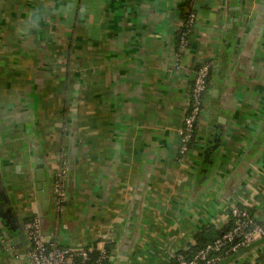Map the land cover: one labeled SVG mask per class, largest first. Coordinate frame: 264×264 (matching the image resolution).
Returning <instances> with one entry per match:
<instances>
[{
    "label": "crops",
    "instance_id": "0c3cea01",
    "mask_svg": "<svg viewBox=\"0 0 264 264\" xmlns=\"http://www.w3.org/2000/svg\"><path fill=\"white\" fill-rule=\"evenodd\" d=\"M183 1L0 0V192L21 224L39 216L50 240L109 244L114 264H165L234 204L264 223V0H200L179 54ZM63 156L70 195L57 222L41 210L37 170L42 159L51 181ZM10 237L0 264H27L25 233ZM261 254L264 240L225 264Z\"/></svg>",
    "mask_w": 264,
    "mask_h": 264
},
{
    "label": "built area",
    "instance_id": "2783aa9c",
    "mask_svg": "<svg viewBox=\"0 0 264 264\" xmlns=\"http://www.w3.org/2000/svg\"><path fill=\"white\" fill-rule=\"evenodd\" d=\"M195 1L193 7L196 8ZM196 20V12L190 15L186 26H193ZM182 31V30H181ZM181 32L178 53L181 54L189 45L188 33ZM179 58H177V65ZM210 63H203L196 68L194 83L192 86V100L188 108V114L185 117L184 126L181 130V150L187 151V142L192 136L194 124L201 119L204 114L203 101L208 93L207 78L210 74ZM70 185L69 162L62 157L60 166L52 176L51 199L55 201L58 222L66 211L68 188ZM234 221V227L223 232L220 237L212 243L196 251L188 247L171 255L175 257L179 264H221L224 261L230 262L233 258H239L245 251L250 249L257 242L264 240V223L258 221L249 210L240 207L237 204L232 205L228 215L227 222ZM24 233L28 243L26 252L27 264H78L91 261V253L99 250L100 257L90 264H102L106 259V248H88L86 245L70 246L63 244L57 239L50 240L46 237L41 220L35 216L32 220L23 223ZM0 238L2 242L9 247V241L3 235V229L0 225ZM185 250V251H184ZM249 264H255V259L247 261Z\"/></svg>",
    "mask_w": 264,
    "mask_h": 264
},
{
    "label": "trees",
    "instance_id": "16d2710c",
    "mask_svg": "<svg viewBox=\"0 0 264 264\" xmlns=\"http://www.w3.org/2000/svg\"><path fill=\"white\" fill-rule=\"evenodd\" d=\"M195 1L198 3L200 0H184L180 4V6H179L178 16L180 17V19L182 21V25H181L179 31L176 34V44H177V48H178V45H179V40H180L181 32H183V31L186 32L190 28L191 31L188 33L189 40H190L191 35L193 34V27H194V25L193 26H186V25L189 22L190 15L192 14V12L195 11L197 13V9L193 7V4H194ZM207 62H209V61H207ZM201 65L202 64H200L199 66H201ZM212 74H213V66L211 67L210 74H209V76L207 78V85L208 86L211 85ZM191 94H192V87H191ZM191 100H192V97H191ZM202 105H203V108H204V106H205V99H204ZM199 121L200 120H198L194 124V128H193V131H192V136H191V138L187 142V148L188 149L185 152L186 154L194 146V144L196 143L197 135H198V124H199ZM0 187H1V181H0ZM1 195L2 194H0V197H2ZM69 195H70V185H69V188H68V199H69ZM3 202H4V199L1 198L0 203H3ZM66 204L68 205V202ZM239 206L242 207V208H244L241 205H239ZM34 217L35 216L28 217L26 219V221L32 220ZM233 227H234V221L227 222L225 225H222L220 227H216L215 225H212V224L207 225V226L203 227L195 235L194 243H191V245H189V248L192 249V250H194V251H196L198 249H201V248L205 247L207 244L212 243L213 241H215V239H217L218 237H220V235L223 232H226V231L230 230ZM86 247H88V248H91V247L92 248H95V245H93V244H86ZM112 251L113 250L111 249V245L108 244L106 246V259H104V261H103L102 264H114V255H113ZM182 252H183V250H182ZM99 257H100L99 250H94L93 253H91V261H89V262H81L80 259H78L76 261H77L78 264H90V263H94ZM165 264H179V263H178V261H177V259L175 257L168 256L166 258V263ZM241 264H249V263L248 262H244V263H241ZM255 264H264V254H261V255H259V256L256 257Z\"/></svg>",
    "mask_w": 264,
    "mask_h": 264
},
{
    "label": "water",
    "instance_id": "95a60500",
    "mask_svg": "<svg viewBox=\"0 0 264 264\" xmlns=\"http://www.w3.org/2000/svg\"><path fill=\"white\" fill-rule=\"evenodd\" d=\"M38 170H37V189H38V202L41 206L42 211H50L51 210V187H50V181L48 180L44 162L42 159L39 160L38 162ZM1 194V192H0ZM1 198L5 197L4 200H6V196L1 195ZM7 201V200H6ZM0 225L3 229V232H7L10 235V229L11 228H17L19 232L23 233L24 228L23 225L17 220L15 217L13 210L8 207L6 204L5 206L0 203ZM7 241L8 238H6ZM0 245L2 246L3 249H7L6 245L2 242L0 238ZM27 252V249L25 250ZM226 261H224L221 264H225Z\"/></svg>",
    "mask_w": 264,
    "mask_h": 264
},
{
    "label": "rangeland",
    "instance_id": "374dc122",
    "mask_svg": "<svg viewBox=\"0 0 264 264\" xmlns=\"http://www.w3.org/2000/svg\"><path fill=\"white\" fill-rule=\"evenodd\" d=\"M207 63H210V65H211V67L213 66V63H212V61H209V62H207ZM51 182H52V179H51V181H50V186H51ZM51 208H52V212H53V214H54V219L56 220V218H57V213H56V204H55V201L52 199L51 200ZM25 222V221H24ZM23 222V223H24ZM23 223H22V225H23ZM6 231V230H5ZM3 232V235L5 236V238H8V240H11V237H10V235H9V233H7V232ZM45 233V232H44ZM27 241V240H26ZM9 243H10V241H9ZM62 243V242H61ZM7 247V246H6ZM17 253V252H16ZM25 263H27V257H26V255H25Z\"/></svg>",
    "mask_w": 264,
    "mask_h": 264
}]
</instances>
